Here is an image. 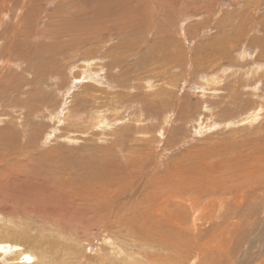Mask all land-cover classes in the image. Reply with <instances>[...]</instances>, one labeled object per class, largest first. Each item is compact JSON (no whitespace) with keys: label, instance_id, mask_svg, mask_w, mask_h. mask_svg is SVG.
Instances as JSON below:
<instances>
[{"label":"rangeland","instance_id":"374dc122","mask_svg":"<svg viewBox=\"0 0 264 264\" xmlns=\"http://www.w3.org/2000/svg\"><path fill=\"white\" fill-rule=\"evenodd\" d=\"M23 1L8 0L5 2L0 0V170L7 169L8 173L13 174L10 177L14 178L11 179L9 185L6 184L0 189V221L3 220V223H0V235L3 230L8 231L5 235L11 234V229L4 224V219L11 217L15 223L14 228L26 230L25 234L33 240L25 238L19 240L20 237L17 238V235V240H11L9 245L1 244L0 264H73L74 262L84 264L82 263L84 255L85 257L86 255L93 256L90 259L92 264H107V262L108 264H200L199 259L204 260V257L201 255V251L196 249L195 242L187 247L184 244L179 245L178 248L189 251L188 258H185L182 253L176 251L171 253V249L176 248L168 243L169 241L175 242L170 234L165 235L166 238L160 243L162 246L158 244L153 247L148 246L140 238L134 240V230L138 233L134 226L145 225V220L149 218L150 214L149 210H145L149 208L142 203L143 195L139 190L142 185L147 184V188L153 182L151 178L155 173L158 178L166 176L165 182H167L169 172H174L187 155L194 153V149L198 150L207 144L206 148L209 150L216 146L218 149H223L224 144L221 142L233 137L250 136L251 140L245 141L247 145L254 139H260L258 131L264 129V57H261L264 52V0H184L182 4L181 0H173L171 4L162 1L164 5L166 4L161 9L165 15V17L163 15V20L153 19L154 15L156 17L158 14V8L156 10L149 8L146 16V14L141 15L139 10L133 13L128 7V2L125 4L126 10L135 17H141L139 24L142 27L138 24L139 26L134 30L132 28L127 30V28L113 24L109 28L112 29H108L111 34L107 36V30L102 31L105 30V25L99 23V26L94 27L102 28V32H100L102 36L99 35L95 38L93 35L97 33L93 32L97 29L92 27L94 30H91L92 28L89 27L83 29L85 31L83 32L79 29L80 25L77 24V15H73L72 12L63 14V9L57 11L54 9L58 0H40L42 1L39 2L42 3L41 5L39 3L32 5L30 15L33 14V26L44 37L42 38L45 43L54 41L56 44L54 47L50 45L49 48L45 45L42 49L43 52L38 50L40 52L34 57L35 63L29 60L31 61L28 64L29 67L23 64V55L18 54L17 59H14V56L12 58L8 53L14 47H10L9 43L15 44L16 42L9 41L10 27L18 34L19 39L20 32L14 28L13 21H18L21 14L25 12L22 9L15 11ZM152 1L146 0L147 3ZM146 2H142L141 6ZM177 3L178 5H176ZM207 8L212 13L207 15L203 13L202 10ZM246 13L253 16V23L251 21L248 23L245 20L238 22L236 15H246ZM13 16L14 19H12ZM62 18L67 19L65 21ZM232 20H236L235 23ZM66 23L69 24L66 25ZM146 25L158 27L159 31L153 32L150 29L142 31ZM51 28L52 30H50ZM56 28L57 31L63 33L58 32L57 34ZM149 31L157 35L153 36L151 33L147 36L146 33ZM82 33H86L88 38L85 41L89 43L80 46L81 50L79 48L78 56L76 52L66 51L65 45L72 47L73 44L78 43L77 37L80 42L82 41ZM132 33L136 36L134 37ZM53 34L57 35V40L51 38ZM89 35L93 39L89 38ZM99 38L100 40H98ZM27 40L22 38L23 45L27 42L26 45L33 46V42ZM260 40L261 42H259ZM121 42L126 43L123 46ZM85 53L88 55L86 56ZM213 81L216 85L212 84ZM256 83L259 85L255 86ZM234 92L237 94L234 95ZM182 101L198 105V110L191 108L189 111H184L178 118L180 110L186 108V106H182ZM244 104L249 109L258 106H262L263 109L259 112L258 117L246 122L249 110L244 108ZM156 106H158V111ZM146 107L153 110L155 107L157 112L154 117L153 112L149 113L150 117L145 115ZM215 110H223L225 117L221 115V118L216 116L210 118L215 115ZM238 110L239 112H237ZM197 114H201V116L197 118ZM230 118L231 120H229ZM102 120L105 122L103 123ZM124 126L131 127L125 128ZM131 129L133 130L129 131ZM237 132L239 135L234 136ZM172 138H174L175 144L171 146L168 141ZM130 148L131 150H129ZM237 148L238 146L235 147V150L240 151ZM241 149H243V162L245 163L241 167L246 171H253L251 175L245 172L243 179L235 176V180L239 181L238 184L232 180L233 178H229L227 173H224L228 165L236 162L235 159L229 161L225 157L231 154V150H228V153L224 155L223 151L215 159L218 160L219 171L223 174L219 173L213 176V180H218L219 185L222 184L219 186V190L227 189L234 195L235 192L244 194L241 206V209L244 210L239 216L240 224L235 222L236 218H230L229 225L235 227L229 230L232 234L228 233L227 237L224 236L228 241H232L230 249L236 252L230 253L232 260L229 264H264V164L261 161L259 149L254 150V153L250 149ZM136 153H140L142 156ZM144 153L149 154L145 155ZM124 156H126L125 159ZM252 156L255 157L254 161ZM81 157L83 160L80 159ZM101 162L102 166H97L101 165ZM131 163L136 164L133 166ZM10 164L11 166H9ZM111 164H114L112 166L114 168L111 167ZM130 165L132 166L130 167ZM96 166L98 169L101 168L97 171ZM121 166L126 172L122 170ZM127 166L131 168V172L128 171L129 168L125 169ZM146 166L147 172L145 171ZM87 171H102L104 175L112 176L114 174L113 176H115L116 182L112 183L115 190L112 194L117 197L113 198L115 204L113 203L112 213H114L111 216L119 214L116 213L117 206L126 208L123 211L124 214L118 211L121 213L120 216L118 215L121 219L118 216L119 219L113 217L115 219V221H111L113 230L108 229L112 234L109 232L102 234V231L92 229L75 238L72 235L68 236L64 232H59L55 226L51 225V219L47 218L48 223H46L43 218L40 219L33 214L35 207L45 206L51 199L46 196L44 186L47 184L54 186L57 180L67 181L74 174L79 175L78 173L82 174ZM80 179L84 183V179ZM161 181L163 182L162 179ZM120 185L122 187L124 185V188L122 189ZM36 188L38 190H35ZM129 188H132L129 193H120L121 190L128 191ZM135 193L138 195L136 196ZM256 196L258 197L256 198ZM246 198L249 201L246 202ZM134 199H137L136 202ZM25 207L27 209L32 207L30 210L33 216L30 212L28 213ZM250 208L251 211L253 209V213L250 212ZM128 213H131V216ZM134 214H138V218ZM123 218L126 223L119 226L118 221L121 222ZM132 223L135 225H130ZM186 224L188 225L184 222L181 231L187 227ZM176 227L178 226L176 225ZM126 230L127 232H125ZM120 234L125 235V238ZM212 238L216 239L217 237ZM45 240L48 245H53L49 248L51 250L47 251L48 245ZM105 240L110 245L104 243ZM204 247L202 250L224 252V248L220 244L207 243ZM100 253L106 255L105 258H107H103L104 261L97 260ZM73 255H78L79 260L76 256L75 260ZM152 255L154 257L150 260ZM193 256L194 260L190 259ZM169 261L171 262L169 263Z\"/></svg>","mask_w":264,"mask_h":264},{"label":"bare ground","instance_id":"6f19581e","mask_svg":"<svg viewBox=\"0 0 264 264\" xmlns=\"http://www.w3.org/2000/svg\"><path fill=\"white\" fill-rule=\"evenodd\" d=\"M5 2L8 0H4ZM20 1V0H19ZM59 1V0H58ZM57 1V5L54 9L59 10V9H63V14H67L68 12H72V14L77 15L76 16V21L77 24L80 25L79 29L83 31V29H87L89 27H94V26H99V23H103V25H105V30H102V28H95L97 29L96 31H92L93 33H97L96 35H93L94 38L96 36H102L100 32H104L110 28V26H112L113 24L116 25H120L122 28H127L130 29L132 28V30H134L135 27L139 26V22L141 20V17H135L133 16L132 13L128 12L125 8V4L129 2L128 7L130 8V10L134 13L135 11H140V14H146L147 16V11L149 8H152L153 10H158V14L157 16L153 17L154 20H163V12H161V9H163L165 7V5L163 4L164 2L167 4H171L173 2V0H153L151 3H147L146 0H144L146 3L145 5L141 6V3L144 2L143 0H60L59 2ZM163 1V3H162ZM178 1V0H177ZM180 1V0H179ZM187 1V0H186ZM245 1V0H244ZM42 2L40 0H24L22 2V4L20 5V7H18V9H16L15 11H19L20 9L24 10L25 12L23 14H21V16L18 18L19 20L16 22L13 21L14 23V28L17 29L20 34H19V39H18V34L15 33L13 31V28L10 27L9 28V32L11 33L10 36V40L9 41H16L15 44L14 43H9L10 47H13L12 50L8 51L9 54H11L12 58L14 56V59H17V55L21 54L23 55V64L27 65L29 64V60H32L33 62L36 61V59H34L35 56H37L36 54L41 50L43 52L42 49H44L45 45L47 46V48L51 47V46H55L56 42L52 41L51 43H45L43 41V36L36 31L35 26H33L34 23V18L32 17V15H30L31 10H32V5L35 3H39ZM184 2V0H181V4ZM205 2V1H204ZM209 3V2H208ZM40 4V3H39ZM42 4V3H41ZM40 4V5H41ZM144 4V3H143ZM180 4V5H181ZM178 5V3L176 4ZM188 5V4H187ZM195 5V4H194ZM168 6V5H167ZM196 6V5H195ZM36 7V6H34ZM189 7V6H188ZM199 7V6H198ZM83 9V10H82ZM255 9H257L255 7ZM254 9V10H255ZM34 10V9H33ZM193 10V9H192ZM172 11V10H171ZM195 11V10H194ZM203 13H205L206 15L209 14L211 12V10L204 9L202 10ZM251 11V10H250ZM257 11V10H256ZM155 12V11H154ZM33 13V12H32ZM62 13V12H61ZM192 13V12H191ZM212 13V12H211ZM237 13V12H236ZM240 13V12H239ZM56 14V13H54ZM53 14V15H54ZM83 14V15H82ZM153 14V13H152ZM171 14H173L171 12ZM194 14V13H193ZM202 14V13H200ZM199 14V15H200ZM249 14V13H248ZM58 15V14H57ZM62 15V14H61ZM61 15H59L61 17ZM85 15V16H84ZM170 15V14H169ZM196 15H198L196 13ZM203 15V14H202ZM205 15V16H206ZM204 16V15H203ZM212 16V15H211ZM237 16V20L238 22L241 20H245L249 23V21H251V23H253V16L251 17L250 15H244V14H239L236 15ZM250 16V19H249ZM55 17V16H53ZM57 17V16H56ZM162 17V19H161ZM165 17V15H164ZM172 17V16H171ZM144 18V17H143ZM142 18V19H143ZM14 19V16L13 18ZM56 19V18H55ZM65 19V18H62ZM67 19V18H66ZM65 19V21H66ZM145 19V18H144ZM167 19V18H166ZM165 19V20H166ZM227 19V18H226ZM255 19V18H254ZM61 20V19H60ZM73 20V19H72ZM75 20V19H74ZM89 20V21H88ZM158 20V21H159ZM86 21H88L86 23ZM117 21V23H116ZM143 21V20H142ZM168 21V19H167ZM209 21V20H208ZM217 21V20H216ZM236 21V20H235ZM235 21L232 20V22L235 23ZM59 22V21H57ZM258 22V21H257ZM76 23V22H75ZM86 23V24H85ZM141 23V22H140ZM227 23V22H226ZM230 23V22H229ZM61 24V23H60ZM69 23H66V25ZM76 24V25H77ZM85 24V25H83ZM139 24V25H138ZM195 24V23H194ZM218 24V23H217ZM262 24V23H260ZM264 24V23H263ZM65 25V24H63ZM65 25V26H66ZM71 25V24H70ZM75 25V26H76ZM196 25V24H195ZM201 25V24H200ZM239 25V23H238ZM250 25V24H249ZM248 25V26H249ZM254 25V24H252ZM72 26V25H71ZM141 26V25H140ZM193 26V25H191ZM198 26V25H197ZM248 26H246L248 28ZM251 26V25H250ZM63 27V26H62ZM67 27V26H66ZM73 27H74V23H73ZM101 27V26H100ZM142 27V26H141ZM223 27V26H222ZM243 27V26H242ZM195 28V27H194ZM240 28V27H239ZM246 28V30H247ZM55 29V28H54ZM53 29V30H54ZM74 29V28H72ZM76 29V27H75ZM74 29V30H75ZM112 29V28H111ZM109 29V30H111ZM141 29V28H140ZM153 30V32L155 30H158V27H152L151 25H146V28H144L142 31H147V30ZM236 29V28H235ZM238 29V28H237ZM242 29V28H241ZM264 29V28H263ZM23 30V32H21ZM52 30V28L50 29ZM70 31V29H67ZM77 30V29H76ZM91 30H94L93 28ZM102 30V31H101ZM131 30V29H130ZM129 30V31H130ZM240 30V29H239ZM249 30V29H248ZM32 31V32H29ZM68 31V33H69ZM81 31V32H82ZM87 31V30H86ZM159 31V30H158ZM221 31V30H220ZM219 31V32H220ZM234 31V30H233ZM4 32V31H3ZM57 34L58 32L63 33L61 31H56ZM54 32V33H55ZM74 33V31H72ZM78 32V31H77ZM76 32V33H77ZM85 32V31H83ZM128 32V31H127ZM135 32V31H134ZM152 33L153 36H156L157 34ZM239 32V31H238ZM245 32V31H244ZM5 33V32H4ZM52 33V32H51ZM75 33V34H76ZM88 33V32H87ZM106 33V32H105ZM126 33V31H125ZM146 33L147 36H149L150 34ZM217 33V32H216ZM241 33V32H240ZM83 34V33H82ZM81 34V36H82ZM86 34V33H85ZM83 34V39L80 42L79 38L78 39V43H75L72 45V47H68L67 45H65V50L68 52H76L77 56H78V51L79 48L81 50V45H85L88 44L86 43L85 39L88 38L86 37V35ZM90 34V32H89ZM107 36H110L111 33H106ZM113 34V33H112ZM129 35V33H126ZM134 36V33H132ZM221 34V33H219ZM225 34V33H224ZM244 34V33H243ZM6 35V33H5ZM60 35V34H59ZM71 35V33H70ZM114 35V34H113ZM227 35H229L227 33ZM241 35V34H240ZM239 35V36H240ZM49 36V35H48ZM62 36V35H61ZM90 36V35H89ZM136 36V35H135ZM134 36V37H135ZM222 36L223 33H222ZM238 36V37H239ZM242 36V35H241ZM7 37V35H6ZM43 37V38H42ZM92 36H90L89 38H91ZM169 37V36H168ZM237 37V38H238ZM22 38L26 41V39H28L29 41L33 42V46H28L26 45V43H24L25 45H23ZM51 38L56 39L57 40V35L53 34L51 36ZM66 38V37H64ZM69 38V37H68ZM73 38V37H72ZM103 38V37H102ZM101 38V40H102ZM106 38V37H105ZM155 38V37H154ZM220 38V37H219ZM240 38V37H239ZM248 38V37H247ZM93 39V37L91 38ZM107 39V38H106ZM123 39V38H122ZM241 39V38H240ZM259 39V38H258ZM27 40V41H28ZM65 40V39H64ZM63 40V41H64ZM97 40V38H96ZM100 40V38L98 39ZM231 40V39H230ZM18 41V42H17ZM66 41V40H65ZM68 41V40H67ZM77 41V40H75ZM95 41V40H93ZM152 41V40H151ZM154 41V40H153ZM172 41V40H171ZM219 41V40H218ZM252 41V40H251ZM257 41V39H256ZM74 42V40H73ZM91 42V41H90ZM129 42V41H128ZM135 42V41H134ZM261 42V40L259 41ZM60 43V41H59ZM64 43V42H63ZM67 43V42H66ZM72 43V41H71ZM93 44V42H91ZM96 43V41H95ZM123 44V42H121ZM126 43V42H125ZM124 43V44H125ZM212 43V42H211ZM232 43V42H231ZM121 44V46H122ZM123 44V46H124ZM130 44V43H129ZM128 44V45H129ZM16 45V46H15ZM51 45V46H50ZM81 46V47H80ZM87 46V45H86ZM52 47V48H53ZM99 47V46H98ZM138 48V47H136ZM207 48V47H205ZM233 48V47H232ZM32 49V50H31ZM64 49V48H63ZM97 49V48H96ZM99 49V48H98ZM148 49V48H147ZM199 49V48H198ZM46 50V49H45ZM49 50V49H47ZM62 50V49H61ZM60 50V51H61ZM136 50V49H133ZM53 51V50H52ZM59 51V50H58ZM63 51V50H62ZM86 51V50H85ZM90 51V50H89ZM54 52V51H53ZM82 52V51H81ZM137 52V51H136ZM47 53V52H46ZM52 53V52H50ZM55 53V52H54ZM62 53V52H61ZM91 53V52H90ZM135 53V52H134ZM182 53V52H181ZM7 54V52H6ZM86 54V53H85ZM131 54V53H130ZM137 54V53H135ZM154 54V53H153ZM57 55V54H56ZM59 55V54H58ZM88 54H86L87 56ZM140 55V54H139ZM9 56V55H8ZM7 56V57H8ZM62 56V55H61ZM129 56V55H128ZM258 56V55H257ZM84 57V56H83ZM261 57H264V52H262ZM68 58V57H67ZM260 58V55H259ZM62 59V57H61ZM64 59V58H63ZM172 59V58H171ZM214 59V58H213ZM13 61V59H10ZM38 61V59H37ZM168 61V60H167ZM173 61V60H172ZM243 61V60H242ZM35 63V62H34ZM37 63V62H36ZM39 63V62H38ZM31 64V63H30ZM33 65V63H32ZM36 65V64H34ZM30 66V65H29ZM28 66V67H29ZM37 66V65H36ZM39 66V65H38ZM243 66V65H242ZM241 66V67H242ZM35 67V66H32ZM28 69V68H27ZM40 69V68H38ZM42 69V68H41ZM40 69V70H41ZM30 70V69H29ZM51 71V70H50ZM53 71V70H52ZM23 72V71H22ZM44 72V71H43ZM10 73V72H9ZM36 73V72H35ZM256 73V71H255ZM51 74V73H50ZM159 74V73H158ZM39 76V73H38ZM159 76V75H158ZM157 76V77H158ZM125 77V76H124ZM256 77V76H255ZM5 78V77H4ZM3 78V79H4ZM9 79V78H8ZM240 79V78H239ZM124 82V79H122ZM242 80V79H241ZM258 80V78H257ZM1 81V80H0ZM23 81V79H22ZM121 81V80H120ZM253 81V80H252ZM251 81V82H252ZM264 81V80H263ZM34 82V81H33ZM248 83L250 81H247ZM246 82V83H247ZM218 83V82H217ZM240 83V82H239ZM20 84V83H19ZM213 85H216L215 81L212 82ZM241 84V83H240ZM258 83H256L255 86H257ZM249 85V84H248ZM259 85V84H258ZM236 86V85H235ZM261 88V87H260ZM129 89V88H126ZM160 90V89H159ZM257 92V90H255ZM120 92V91H119ZM237 92V91H236ZM233 93V92H232ZM231 93V95H232ZM241 93V92H240ZM118 94V93H117ZM237 94V93H236ZM234 92V95H236ZM107 95V94H106ZM174 95V94H173ZM233 95V96H234ZM116 96V95H115ZM229 97V96H228ZM237 97V96H236ZM239 97V96H238ZM93 98V97H92ZM99 98V97H97ZM96 98V99H97ZM108 98V97H107ZM240 98V97H239ZM90 100V99H89ZM239 100V99H238ZM140 101V100H139ZM223 102L225 100H222ZM236 101V100H235ZM211 102V101H210ZM147 103V102H146ZM182 106H186V108L181 109L179 112V116L178 118L181 117V114L184 111H189L191 108H197L198 110V105L196 104H191V103H186V101H182ZM213 103V102H212ZM243 103V102H242ZM240 103V104H242ZM158 104V103H157ZM172 104V103H171ZM215 104V102H214ZM219 104V103H218ZM225 104V103H224ZM234 104V103H231ZM209 105V104H208ZM228 105V104H227ZM214 106V105H213ZM218 106V105H217ZM223 106V105H221ZM203 107V106H202ZM212 107V106H211ZM210 107V108H211ZM244 108L249 110V115L248 118L246 119L247 121H251L253 118H256L259 116V112L263 109L262 106H258L254 109H249L247 108L246 104H244ZM157 111L158 106H156ZM154 107V110L150 107H146V113L149 117L151 115H149V113L153 114V117L155 115V113L157 112ZM206 109V108H205ZM213 109V108H212ZM216 109V108H215ZM204 110V109H202ZM209 110V109H208ZM246 110V111H247ZM200 111V109H199ZM216 111V110H215ZM218 111V110H217ZM216 111L215 115L213 117L210 118H214L215 116L218 118L225 117V112L223 110H219L218 112ZM226 111V110H225ZM228 111V110H227ZM213 112V111H212ZM239 112V110L237 111ZM159 113V112H158ZM203 113V112H201ZM228 114V112H226ZM79 114V113H78ZM205 114V113H204ZM203 114V115H204ZM30 115V114H29ZM197 118H199L201 116V114H197ZM211 115V114H210ZM236 115V114H235ZM144 116V115H143ZM207 116V115H206ZM237 116V115H236ZM240 116V115H239ZM243 116V115H242ZM262 116V115H261ZM204 117V116H203ZM209 117V116H208ZM230 117V116H229ZM235 117V116H234ZM82 119V118H81ZM148 119V118H147ZM201 119V118H200ZM199 119V120H200ZM227 119V118H226ZM218 120V119H217ZM231 120V118L229 119ZM234 120V119H232ZM237 120V119H236ZM103 121V120H102ZM149 121V119H148ZM151 121V120H150ZM157 121V119H156ZM221 121V120H220ZM224 121V120H222ZM105 121H103L104 123ZM215 122V121H214ZM229 122V121H228ZM237 122V121H236ZM102 123V124H103ZM212 123V122H211ZM217 123V122H216ZM219 123V122H218ZM223 123V122H222ZM226 123V122H225ZM210 124V123H209ZM220 124V123H219ZM234 124V122H233ZM217 125V124H215ZM231 125V124H230ZM235 125V124H234ZM239 125V124H238ZM103 126V125H102ZM139 126V125H138ZM206 126V125H205ZM229 127V125H227ZM240 126V125H239ZM251 126V125H250ZM125 128L127 127H131V126H124ZM216 127V126H215ZM234 127V126H233ZM212 128V127H211ZM236 128V127H235ZM152 129V128H151ZM205 129V128H204ZM231 129V128H230ZM125 130V129H124ZM133 129L129 130L132 131ZM218 130V129H217ZM232 130V129H231ZM234 130V129H233ZM37 132V131H36ZM134 132V131H133ZM138 132V131H135ZM140 132V130H139ZM145 132V131H144ZM124 134V133H123ZM234 134V133H232ZM148 135V134H145ZM239 135L238 132L234 135ZM258 135L260 136L259 140L254 139L253 141L250 142L249 145H247V143L245 142L246 140H251L250 136H243V137H233L229 140L225 139L223 140L224 147L223 149H218V147H214L213 149L209 150L206 148V146H208V144L203 147H200L198 150L194 149V153L189 154L186 156V158L184 159L183 162L180 163V165L176 168V170L174 172H169V178L168 181L165 182V180H167V177H161L155 173L153 174V177L151 178V181H153L149 186L146 185H142V187L140 188L139 191H141L143 197H142V203L147 205L149 209H145V210H149L150 214H149V218L147 220H145V225L142 226H138L136 227V225L134 226L133 223L130 224L132 226H134L136 228V230L138 231V234L135 230L133 232V238L136 241L137 238H140L146 245L148 246H152L157 244L160 246L161 241L163 239L166 238L165 235L170 234L172 238H174V241H169L168 243L172 246H175L176 249H171V253L176 251L179 253L183 254V257L188 258V252L187 250L178 248L179 245H185L186 247L189 245H192L193 242H195V244L197 245L196 249L201 251V255L204 257V260H200L199 262L200 264H226V263H230L232 260V257L230 256V253H236L234 251H232L230 249V245L232 243L231 240H227V238H224L228 236V233L230 235V231L233 227L232 225H229V223H231L229 220L230 218H236L238 224H240L239 222V216H241L242 214V210L241 206L243 204V197L244 194L235 192V195L232 193H229L227 189H222L219 190V186L222 184H218V180H213V176L217 175V174H221V172L219 171V162L218 160H215L218 158V156L221 155V152L224 151V155L226 153H228V150H231V154L228 156H225L229 161L231 159H235L236 162L235 164L232 165H228L227 169L224 170V173L228 174L229 178H233L232 180L235 182H237V180H235V176L236 177H241L242 179L244 178V173L247 172L248 175H251L253 173V171H246L243 167H241L242 165H244L245 163L243 162V158H244V154H243V149L241 148H245V149H250L251 152L254 153V150H258L260 152V158L262 163L264 164V129L261 131H258ZM228 136V135H227ZM138 140V139H136ZM146 140V139H145ZM153 140V139H152ZM115 141V140H113ZM129 141V140H128ZM139 141V140H138ZM151 141V140H149ZM256 141V143H255ZM134 142V141H133ZM142 142V141H141ZM147 142V141H145ZM170 143V145L172 146L174 143V138L170 139L168 141ZM140 143V142H139ZM152 143V142H150ZM121 144V142H120ZM123 144V143H122ZM258 144V145H256ZM113 145V144H112ZM117 145V144H115ZM139 145V144H138ZM166 145V143H165ZM119 146V145H117ZM136 146V145H135ZM134 146V147H135ZM141 146V145H140ZM238 146L237 149H239L240 151H236L235 147ZM105 147V146H104ZM107 147V146H106ZM133 147V146H132ZM139 147V146H136ZM135 147V148H136ZM117 148V147H116ZM129 148V147H128ZM127 148V149H128ZM167 148V146H166ZM212 148V147H210ZM99 149V148H98ZM113 149V148H111ZM122 149V147H121ZM120 150V149H119ZM131 150V148L129 149ZM135 150V149H134ZM102 151V150H101ZM133 151V150H132ZM142 151V150H141ZM103 152V151H102ZM115 152V151H114ZM134 152V151H133ZM136 152V151H135ZM138 152V150H137ZM143 152V151H142ZM148 152V151H146ZM141 153V152H140ZM140 153H136L137 155H139ZM7 154V153H6ZM126 154V153H125ZM142 154V153H141ZM140 154V156H142ZM145 154V153H144ZM149 154V153H148ZM145 154V155H148ZM87 155V154H86ZM104 155V153H103ZM117 155V154H116ZM122 155V153H121ZM127 155V154H126ZM136 155V156H137ZM99 156V155H98ZM97 156V157H98ZM114 156V155H112ZM123 156V155H122ZM139 156V157H140ZM90 157V156H89ZM88 157V159H89ZM119 157V156H118ZM126 156H124L125 159ZM138 157V158H139ZM148 157V156H146ZM150 157V156H149ZM148 157V158H149ZM83 157H81L80 159H82ZM91 158V157H90ZM103 158V156H102ZM101 158V159H102ZM114 158V157H113ZM117 158V157H116ZM1 159V158H0ZM6 159V158H5ZM112 159V158H111ZM123 159V158H122ZM4 160V159H3ZM83 160V159H82ZM81 160V161H82ZM99 160V159H98ZM120 160V159H118ZM252 160H255V157L252 156ZM6 161V160H4ZM11 161V160H10ZM96 161V160H95ZM101 161V160H100ZM99 161V162H100ZM112 161V160H110ZM126 161V160H125ZM3 162V161H1ZM113 162V161H112ZM119 162V161H118ZM121 162V161H120ZM123 162V161H122ZM131 162V161H130ZM6 164V162H4ZM7 163H11L8 162ZM97 163V162H95ZM117 163V162H116ZM124 163V162H123ZM126 163V162H125ZM147 163V162H146ZM144 165H147V164ZM153 163V162H152ZM3 164V163H2ZM12 164V163H11ZM11 164L9 166H11ZM132 164V163H131ZM136 163H134L135 165ZM142 164V163H141ZM142 164V165H143ZM160 164V163H159ZM4 165V164H3ZM86 165V164H85ZM106 164L104 163V166ZM128 165V164H127ZM133 165V164H132ZM130 165V167L132 166ZM133 165V166H134ZM87 166H89L87 164ZM94 166V164H93ZM97 166H102V162L101 165H97ZM95 167L97 169V171L101 168L98 169V167ZM114 166V164H111V167ZM120 166V164H119ZM118 166V168H119ZM124 166V165H123ZM8 167V166H6ZM122 167V166H121ZM125 167V166H124ZM176 167V166H175ZM94 168V167H93ZM106 168V167H105ZM114 168V167H112ZM128 166L127 169L128 170ZM158 168V167H156ZM170 168V167H169ZM2 169V167H1ZM9 169V168H8ZM91 169V167H90ZM104 170V168H102ZM120 169V168H119ZM131 168H129V172H131L130 170ZM143 169V168H142ZM140 169V170H142ZM149 169V168H148ZM189 169V170H188ZM11 170V169H10ZM112 170V169H111ZM122 170H124V168L122 167ZM135 170V169H133ZM155 170V168H154ZM166 170V169H165ZM171 170V169H169ZM8 170L3 168L2 171L0 170V189L3 188L6 184L9 185L11 179H14L12 177H10V175L13 176V174L8 173ZM93 171V170H92ZM115 171V169H114ZM121 171V170H120ZM127 171V173H128ZM146 172L147 170V166H146ZM150 171V170H149ZM159 171V170H158ZM167 171V170H166ZM102 172V171H101ZM85 172V173H78L74 174L73 176H71L67 181H62V180H57L56 184L54 186H52L51 184H47L46 186H44V189H46V196L51 198L49 199L47 205H42L41 207H35L34 208V212L33 214L35 216H38V218H43V220L48 223L47 218L51 219L50 224L52 226H55L57 228V230L59 232H64L65 235L68 236H74L75 238H78L79 235L81 236L82 233H86L89 232L92 229H96L98 231H102V234H108L109 232V228L111 230L112 229V225H111V221H115V219H119L121 214L120 212H122V214H124V209L126 207L124 206H117L118 207V211L120 212H116L119 218H117V216H115L114 214V218L111 216L113 215L112 211H113V198L117 197L114 196V194H112L113 190V186L112 183L116 182V179L114 178L115 176L110 175H104V172ZM124 172H126V170H124ZM135 172V171H134ZM139 172V171H138ZM137 172V173H138ZM77 173V171H76ZM121 173V172H120ZM165 173V172H164ZM126 174V173H124ZM223 174V173H222ZM221 174V175H222ZM123 175V174H121ZM120 175V176H121ZM128 175V174H127ZM152 175V174H149ZM219 175V176H221ZM126 176V175H125ZM130 176V175H129ZM133 176V175H131ZM218 176V177H219ZM122 177V176H121ZM127 177V176H126ZM134 177V176H133ZM136 177V176H135ZM138 177V176H137ZM136 177V178H137ZM141 177V176H140ZM139 177V178H140ZM174 177V180H173ZM238 177V178H239ZM80 178L84 179V183L81 181ZM118 178V177H116ZM220 178V177H219ZM120 179V178H119ZM122 179V178H121ZM123 179H125L123 177ZM135 179V178H134ZM161 179L163 180V182L161 181ZM127 180V179H125ZM144 180V179H143ZM123 181V180H122ZM145 181V180H144ZM148 181V180H147ZM15 182V181H14ZM134 182V181H133ZM136 182V180H135ZM140 182V181H139ZM138 182V183H139ZM224 182V181H223ZM235 182V183H236ZM239 182V181H238ZM237 182V183H238ZM121 183V182H120ZM137 183V184H138ZM141 183V182H140ZM165 183V184H163ZM242 183V182H241ZM116 184V183H115ZM129 184V183H128ZM149 184V183H148ZM239 184V183H238ZM127 185V184H126ZM236 185V184H235ZM234 185V186H235ZM241 185V184H240ZM121 186V185H120ZM130 186V185H129ZM135 186L138 188V186L135 183ZM134 186V187H135ZM140 186V185H139ZM213 186V187H211ZM122 187V186H121ZM132 187V186H131ZM230 187V186H229ZM124 188V185L122 187V189ZM132 188H129L128 191H120L124 192V193H129L131 191ZM35 190H38V188H36ZM234 191V190H233ZM43 191L41 190V193ZM119 192V191H117ZM138 192V191H137ZM136 192V193H137ZM228 192V193H227ZM135 193V194H136ZM139 193V192H138ZM238 193V194H237ZM220 194V195H218ZM111 195V196H110ZM138 194H136L137 196ZM195 195V197H193ZM39 196V195H38ZM42 196V195H41ZM40 196V197H41ZM120 196V195H119ZM185 196V197H184ZM28 197V196H26ZM43 197V196H42ZM140 197V196H139ZM258 196H256L257 198ZM29 198V197H28ZM131 199V198H130ZM247 199V198H246ZM120 200V199H119ZM135 200V199H134ZM137 200V199H136ZM135 200V202H136ZM245 200V199H244ZM255 200V199H254ZM260 201V199H258ZM125 201H127L125 199ZM246 202L249 201V199L245 200ZM257 201V200H255ZM254 201V202H255ZM258 201V202H259ZM131 202V201H130ZM138 202V201H137ZM46 203V202H45ZM38 205H40L39 203H37ZM115 204V203H114ZM253 204V203H252ZM24 205V204H23ZM134 205V204H133ZM136 205V204H135ZM260 205V204H259ZM258 205V206H259ZM25 206H27L25 204ZM34 206V205H33ZM127 206V205H126ZM143 207V205H141ZM144 206V207H147ZM254 206V205H253ZM137 207V206H136ZM247 207V206H246ZM254 207H257L256 205ZM22 208V206H21ZM20 208V209H21ZM26 208V207H25ZM29 208V207H28ZM32 208V207H31ZM30 208V209H31ZM141 208V207H140ZM19 209V208H18ZM19 209V210H20ZM27 209L28 213H31V210ZM142 209V208H141ZM23 210V208H22ZM21 210V211H22ZM33 210V209H32ZM117 210V209H116ZM247 210V209H246ZM1 211V210H0ZM130 211V210H129ZM135 211V210H133ZM144 211V210H142ZM248 211V210H247ZM253 211V209H252ZM251 208H250V212ZM255 211V209H254ZM136 212V211H135ZM148 212V211H146ZM145 212V213H146ZM257 212V211H255ZM1 213V212H0ZM20 213V212H18ZM112 213V214H111ZM133 213V212H132ZM139 213V212H138ZM249 213V212H248ZM253 213V212H252ZM22 214V213H21ZM32 214V216H33ZM243 214H245V212H243ZM25 215V214H24ZM128 215L131 216V213ZM137 218H138V214H134ZM140 215V214H139ZM247 215V214H246ZM250 215V214H249ZM28 216V215H27ZM122 216V215H121ZM124 216V215H123ZM236 216V217H235ZM31 217V216H30ZM127 217V215H126ZM125 217V218H126ZM245 217V216H244ZM125 218H123V220L120 222L118 221L119 226H122V224L126 223ZM133 218V217H132ZM247 218V217H246ZM121 219V218H120ZM141 219V218H140ZM244 219V218H242ZM132 220V219H131ZM136 220V219H135ZM144 220V219H143ZM43 221V222H44ZM134 221V219H133ZM245 221V220H244ZM42 222V223H43ZM184 222L188 223V225L186 224L185 229L183 228L184 231H181L182 227L184 226ZM247 222V221H246ZM0 223H3V220L0 221ZM128 223V222H127ZM140 223V222H139ZM4 224L6 227H9L11 234L9 235H5V233H7L6 231H1V235H0V245L4 244V245H9L11 240H17V238L20 239H28V240H33L32 238H30L27 234H25L26 230H18L14 228V224L13 221L11 220V217L4 219ZM49 225V224H47ZM176 225L178 227H176ZM125 227V225H123ZM175 226V227H174ZM129 227V226H127ZM228 227V228H226ZM172 228V229H171ZM52 229V228H51ZM115 229V228H114ZM131 229V228H129ZM110 230V231H111ZM122 231V230H121ZM132 231V230H130ZM57 232V231H56ZM112 232V231H111ZM120 231L118 230V233ZM123 232V231H122ZM121 232V234H122ZM127 232V230L125 231ZM4 233V235H2ZM110 233V232H109ZM116 233V235L118 234ZM132 233V232H131ZM55 234V232H54ZM59 234V233H58ZM62 234V233H61ZM112 234V233H110ZM115 234V233H114ZM120 234V235H121ZM143 234V235H142ZM232 234V233H231ZM27 235V237H25ZM63 235V234H62ZM60 235V236H62ZM86 235V234H85ZM83 235V236H85ZM169 235V236H170ZM56 236V235H55ZM118 236V235H117ZM122 237H124L125 235H121ZM127 236V234H126ZM129 236V235H128ZM232 236V235H231ZM230 236V237H231ZM235 236V234H234ZM73 237V238H74ZM102 237V236H101ZM212 237H217L216 239H213ZM109 238V237H108ZM125 238V237H124ZM52 239V238H50ZM80 239V238H79ZM123 239V238H122ZM171 239V238H170ZM230 239V238H229ZM53 240V239H52ZM52 240H49L52 242ZM96 240V239H95ZM173 240V239H172ZM44 241V240H43ZM46 241V240H45ZM85 241V240H84ZM47 242V241H46ZM45 243V242H44ZM82 243V242H81ZM107 245H110L107 243V240H105V242ZM211 244V243H216L217 245L220 244V246L222 248H224V252L223 251H216V252H211V251H206V250H202L205 247V244ZM105 244V245H106ZM142 244V243H141ZM167 244V243H166ZM44 246L46 244H43ZM48 245V242H47ZM195 245V246H196ZM50 246H53L52 244H49L47 247V251L50 248ZM57 247V244L55 245ZM162 246V245H161ZM167 247H169L168 245H166ZM75 247V246H74ZM79 247V246H78ZM53 248V247H52ZM174 248V247H173ZM55 249V248H54ZM162 249V248H161ZM195 249V250H196ZM226 249V250H225ZM51 250V249H49ZM74 250V249H73ZM160 250V249H159ZM76 251V250H75ZM73 251V252H75ZM82 252V251H81ZM195 252V251H194ZM98 253V252H97ZM170 253V252H169ZM82 254V253H81ZM114 254V253H113ZM72 255V254H70ZM99 255V254H98ZM180 255V254H179ZM76 256V255H75ZM73 255V257H75ZM106 256V255H105ZM104 254L100 253V256L97 258L98 261H102L103 258H105ZM233 256V255H232ZM78 259V255L76 256ZM75 257V260H76ZM93 257V256H92ZM92 257H88L86 255L83 256L82 259V263H87L88 264H92V260H90ZM97 257V256H96ZM154 257V255L150 256V260H152V258ZM182 257V255H181ZM95 258V257H94ZM107 258V257H106ZM105 258V259H106ZM110 258V257H109ZM193 258L194 260V256L190 257V259ZM102 259V260H101ZM74 260V261H75ZM79 260V259H78ZM104 261V260H103ZM107 261V260H106ZM171 261H169L170 263ZM198 262V263H199ZM236 263V262H235ZM73 264H76V262H74ZM102 264V263H101ZM108 264V262H107ZM123 264V263H122Z\"/></svg>","mask_w":264,"mask_h":264}]
</instances>
